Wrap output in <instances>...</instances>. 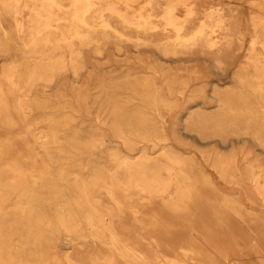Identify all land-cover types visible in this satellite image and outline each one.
<instances>
[{"label": "bare ground", "instance_id": "bare-ground-1", "mask_svg": "<svg viewBox=\"0 0 264 264\" xmlns=\"http://www.w3.org/2000/svg\"><path fill=\"white\" fill-rule=\"evenodd\" d=\"M246 2L250 8L248 19L253 33L249 41L247 64L252 68L250 80L254 82L246 80V84L254 100H249L250 97L241 91L239 94L229 92L218 96V110L210 115L214 120L217 117L224 120L236 118V107L239 105L259 103L261 99L264 103V0ZM157 5L161 7L159 14L148 10L150 6L153 11ZM196 5L197 0H166L165 3L160 0H0V51L6 52L15 41H18L21 50L20 57L8 60L2 71V76L10 84V92L14 93L17 111L22 112L27 107L24 98L31 96L38 81L46 80L48 74L50 78L55 77L65 66L66 62L57 54V50L65 44L68 46L69 65L73 73H77V65L83 66L82 47L91 44L98 47L100 39L95 37L98 33L115 36L119 49L127 42L138 49L140 45L149 44L153 41L151 37L157 35L160 40L154 45L164 55L201 52L217 59L228 56L234 39L242 43L245 35L241 31L239 18L233 21V15L225 14L221 7L211 6L203 9L199 15ZM157 16L158 19L154 20L153 17ZM110 17L118 19L122 30L110 25L107 20ZM2 20L10 21L13 32L3 27ZM130 31L137 36L133 38ZM76 59H79L78 63ZM28 64L33 67L21 69ZM147 66L150 67L149 64ZM152 75L151 81L137 83V92L132 93L152 107L159 120H163L170 109L169 96H182L187 84L184 79H173L165 74L161 78V86L155 81V74ZM237 80L239 83L245 82L241 76ZM96 81L104 83L105 80ZM105 89L101 84L93 96L98 92L105 93L108 104L114 108L117 104L113 94L111 97V92H108V96ZM6 98L7 94L0 86V106H6ZM111 112L115 113V110ZM3 113H7L5 108ZM122 113L129 115L125 118L130 125L129 131L141 132H136L135 137H125L122 135L124 127L115 123L116 118H111L108 121L112 136L120 138L130 151L136 149L137 139V142H149L156 151L160 150L159 156L149 159L141 153L133 157L122 154L117 148L96 151L97 147L104 145L105 134L95 133L93 127H90L92 133L89 142L81 145L87 148L88 155L73 159L67 165L68 157L61 155V152H49L43 145L41 152L34 151L32 143L47 136L27 133L28 124H25L27 126L21 135L27 138L25 151L14 152L17 156L9 155L11 158L3 161L2 156L10 154L8 147L14 144L0 142L1 147L8 149L0 150V160L4 164L0 166V264L60 263L58 251L50 252V246L60 238V232L73 234L76 238L93 239L105 247L104 251L93 252L85 258L65 257L67 264H115V252L129 264H174L177 259L173 258L167 263L166 258L156 251L154 254L148 253L127 240L117 231L113 219L125 212L135 217L140 208L148 210L147 207L154 201L162 203L166 210L172 212L185 210L187 202L192 199V183L207 186L214 195L217 208L232 212L239 219L238 228L242 225L256 231L251 248L262 257L264 247L260 245L264 243V216L258 215L253 206L257 201L264 206V172H257L249 165L242 172V180L237 183L252 203L251 206L246 205L240 190L232 194L224 193L193 157L167 149L162 127L147 124L138 129L131 123L136 120L132 117V110L126 108ZM155 130L158 134H155ZM251 132L264 146V129L262 135L258 129ZM51 138L58 141V137ZM73 138L72 135L71 143H64L80 151L81 147ZM39 160L45 161L46 166L35 164ZM106 164L111 168L107 169ZM226 167L224 162L215 165L221 178L227 173ZM245 180L250 184L247 185ZM171 184L173 190L169 189ZM12 198L13 203H10ZM216 213L205 220V215L198 217L196 223L205 232L204 237L215 240L217 235L222 234L223 243L233 244L239 249L243 247L246 234L230 233L223 215L218 211ZM146 214L152 217L151 213ZM248 220L253 223L249 224ZM152 224L156 225L157 222ZM13 240L20 241L19 250L14 249ZM151 243L157 250L156 240H151ZM188 250L192 251L193 258H199L200 255L194 253V247L189 246ZM80 259L85 261H78Z\"/></svg>", "mask_w": 264, "mask_h": 264}, {"label": "rangeland", "instance_id": "rangeland-1", "mask_svg": "<svg viewBox=\"0 0 264 264\" xmlns=\"http://www.w3.org/2000/svg\"><path fill=\"white\" fill-rule=\"evenodd\" d=\"M160 1L166 2V0ZM210 6L221 7L225 14L233 15L231 18L233 21L239 18L241 31L245 34L242 43L239 39H234L228 56L217 59L201 52L164 55L154 45L160 40V36L157 35L151 37L153 41L149 44L138 46L140 52L129 42L123 43V48L119 49V42L115 36L107 37L98 33L95 35L100 39L98 47L92 44L82 47L83 66L77 65V73H73L69 65L68 46L65 44L57 50V54L61 55L66 62L65 66L56 73L55 77L50 78L48 74L46 80L37 82L31 96L24 98L23 102L27 104V107L22 112L17 111L14 105V93L10 92V84L2 76L3 66L8 60L21 55L18 41L13 42L6 52L0 51V86L7 94L6 106H0V142L7 141L14 144L8 147L10 154L2 156L3 161L11 158L9 155L14 152L25 151L27 138L21 137L24 127L27 126L25 124L29 125L27 133H43L47 136L32 143L34 151L41 152V145H43L49 152H61V155L68 157L65 165L73 159L88 155L87 148L81 145L89 142V135L92 133L90 127H93L95 133L105 134L104 145L97 147L96 151L117 148L122 154L133 157L141 153L149 159L159 156L160 150L156 151L149 142H137L139 140L137 139L136 149L130 151L123 145L120 138L112 136L110 121H108L111 118H116L117 121L114 122L124 127L122 135L125 137H135L136 132H141L129 131L130 125L125 121L129 115L122 113L129 108L132 110V117L136 118L131 122L132 126L138 129L147 124L162 127V134L165 137L163 142L167 145V149L182 153L186 157H193L224 193L232 194L240 190L244 203L251 206L252 203L248 201L245 190L237 182L242 180L241 174L248 165L257 172H264V146L251 132L252 129H258L261 134L264 129L263 99L251 105H239L236 107L238 115L231 120L218 117L214 120L212 119L214 117L210 116L218 110L216 99L223 94L229 92L239 94L241 91L250 97L249 100H254L251 97V89L246 84L247 81L254 83L250 80L252 68L247 64L249 41L253 34L248 19L250 8L246 0H197V13L200 15L203 9ZM148 10L159 14L161 7L157 5L152 11L149 6ZM153 19L157 20L158 16ZM107 20L111 26L122 30L123 27L117 18L110 17ZM2 25L6 30L13 32L10 21L2 20ZM130 35L133 38L137 36L134 31H130ZM75 62L78 63L79 59ZM32 67L28 64L21 69L27 70ZM152 74H155L157 77L155 81L161 86H163L161 78L165 74L173 79H184L187 84V89L182 96L178 94L169 96L170 109L163 120H159L154 109L132 93L137 92L139 86L137 83L143 80L151 81ZM239 76L245 78L244 83L238 82ZM102 78L105 80L104 83L96 81ZM101 84L107 88L106 94L111 92V97L113 94V100L117 104L114 108L108 104L105 93L98 92L93 96ZM111 85L114 86L111 87ZM97 96H99L98 99H96ZM3 108L6 109V114L3 113ZM112 109L115 113L111 112ZM241 112L242 114L239 115ZM3 118L6 120L3 121ZM247 127L249 129H246ZM101 129L104 130L100 131ZM154 132L158 134L157 130ZM72 135L81 147L80 151L64 143L65 141L71 143ZM51 137H58V141ZM3 149L8 150L7 147L0 146V150ZM40 160L35 164L46 166L45 161ZM3 161L0 160V166L4 165ZM218 162L227 164V173L223 178L219 176L215 168ZM105 166L107 169L111 168L108 164ZM249 184L247 182V185ZM169 189L173 190L172 184ZM213 196L207 186L192 183V199L187 202L188 207L185 210L172 212L166 210L162 203L154 201L150 208L147 207L149 211L140 208L135 217L127 212L119 214L118 217H114L113 225L119 233L126 236L127 240L148 253L156 251L161 257L166 258L167 263L175 258L177 261L174 264H257L258 262L264 264V255L262 257L256 255L251 248L256 231L242 225L238 228L236 225L239 219L232 212L219 210ZM257 202L254 203L253 208L258 215L264 216V206ZM10 203H13V198ZM216 211L223 215L230 233L243 236L246 234L243 247L239 249L233 244L223 243L222 234L217 235L215 240L204 237L205 232L196 221L201 215H205L203 220L212 218L213 214H217ZM147 212L151 213L152 217L148 216ZM154 221L157 222L156 225L152 224ZM247 222L253 223L252 220ZM59 236L56 243L50 246V252L58 251L61 261L50 264H67L65 257L85 258L93 252L105 249L101 243L94 242L93 239L76 238L73 234L64 235L63 232H60ZM154 239L157 250L151 243ZM12 245L15 250L21 248L18 240H13ZM189 246L195 248L194 253L200 255L199 258H193L192 251L188 250ZM260 247H264V243ZM114 257L115 264H129L116 252ZM81 260L85 261V259L78 261L81 262ZM158 261L161 262L162 259Z\"/></svg>", "mask_w": 264, "mask_h": 264}]
</instances>
